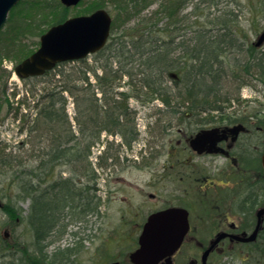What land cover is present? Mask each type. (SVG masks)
Segmentation results:
<instances>
[{
	"label": "trees",
	"instance_id": "1",
	"mask_svg": "<svg viewBox=\"0 0 264 264\" xmlns=\"http://www.w3.org/2000/svg\"><path fill=\"white\" fill-rule=\"evenodd\" d=\"M111 1L115 2L114 6L111 2L96 0L87 8L92 11L112 4L116 14L111 28L126 25L119 32L114 30L106 45L94 54L101 71L97 73L98 67L86 64V59H80L73 61L74 65L69 67H64L68 62L58 63L53 70L43 75L51 77V85L37 93L36 114L28 129V132L36 133V137L45 143L43 148L33 151L35 163H26L18 152L14 153L0 140V170L10 176L7 185L1 187V192L6 195L10 193L9 198L13 197L16 205L20 201L29 200L27 214L21 219L31 237L28 243L23 242L26 255L21 253L15 257L12 254L14 256L10 257L9 254H4L8 257L5 264H30L34 258L42 260L44 264L69 262L68 249L55 251L53 255L47 256L45 249L53 242L46 241L47 237L57 231L60 233L65 227L67 229L73 221L78 223L85 220V215L92 210L89 207L93 202L91 193L94 187H98L96 172L99 168L118 162L116 152L120 150L117 146L113 150V142L104 147L97 156L96 163L92 161V148L101 143L102 133L119 135L122 140L118 144L119 149L123 145L130 147L138 137L136 111L129 106V99L138 95L135 91L139 92L144 88L145 99L159 96L167 102L166 106L173 113L179 112V108L192 114L202 115L211 111L218 113L223 109L221 103H229L230 98L222 96L220 91L224 78L228 81L234 79L231 80L229 74L224 73L222 61L217 57L224 54L227 51L226 45L229 46L232 42L229 36L226 37L232 29L224 21L216 29L218 33L223 32L219 35L215 33L217 38L212 40L213 37H210L209 43L206 44L197 37L192 47L187 46L184 40L173 47L171 44L175 40L172 34L170 40H164L160 35L152 36L156 32L170 33L169 29L172 30L167 23L158 26L160 17L155 14L162 13L170 19L185 0L162 2L155 11L152 24L148 21L145 23L146 19L143 17L133 24L128 22L133 16L143 12L151 0ZM262 3L259 8L261 11L264 10V0ZM18 4L22 11L18 10L20 13L16 14V23L10 27L11 20L15 17V9H12L10 23L2 31L3 37H0V110L7 102L6 91L2 86L9 73L4 69L3 61L13 59L16 63L21 62L34 50L26 47L27 36L41 35L46 29L44 24L51 26L62 22L70 12V8L58 0H30L28 3L20 0ZM226 41H229L228 44H224ZM34 43L35 41L32 45ZM148 44L152 45L149 49L146 48ZM169 46L172 49L168 50ZM182 46L183 53L175 56L174 48ZM246 52L245 60L236 64L245 71L246 78L240 86L247 84L248 74L264 80V47L252 44ZM185 68L187 70L183 72ZM173 71L177 77L174 73L171 74ZM180 71L186 76L184 87L172 92L167 87H162L167 76L173 84H177L181 79ZM89 72H92L95 82L90 80ZM125 77L130 86L126 91L120 89ZM36 78L41 77L26 80ZM99 92L101 96L98 97L96 93ZM65 93L76 100V131L72 130L71 125L64 127L67 123ZM174 99L176 101L172 103ZM82 109L83 120L80 113ZM180 112L183 113L181 110ZM202 120V123L211 121L210 117ZM58 166L66 169L70 176H61V169L56 172ZM56 173L59 174L58 177H55ZM76 178L79 180L78 186L72 184ZM3 207L4 203L1 202L0 209L3 210ZM17 208L23 210L21 207ZM1 241L4 242L3 239Z\"/></svg>",
	"mask_w": 264,
	"mask_h": 264
},
{
	"label": "rangeland",
	"instance_id": "2",
	"mask_svg": "<svg viewBox=\"0 0 264 264\" xmlns=\"http://www.w3.org/2000/svg\"><path fill=\"white\" fill-rule=\"evenodd\" d=\"M29 1L30 0H24V3H28ZM95 1L96 0H84L80 5L69 10L70 12L68 13L69 15L67 18L73 17L74 15L89 13L90 11H88L87 8H90ZM102 1L105 3L111 2L113 6L115 5V2L111 0ZM164 1L165 0H151L148 7L142 10L143 12L138 13L128 20V22H130L129 24L138 22L142 17L143 19H146L145 23L148 21L149 24H152L153 20H155V11H157L160 4ZM112 4L106 5L105 9L110 12L113 20L116 11ZM262 4V0H185L181 5V8H178V11L174 12L170 19L162 13L155 14L160 17V19H158V21H160L158 26L167 23L172 30L169 29L170 33L156 32L152 35L153 37L160 35L163 39H168L171 38L170 34H172L175 42L171 44V46L175 47L178 42L184 40L187 46L192 47L197 41V37L200 41L204 40L206 44L211 41L210 37H213L212 40L217 38L216 34L218 32L216 29L220 25L226 23L228 28L232 29V31H229L230 34L226 35V37L229 36L232 42L229 45L230 49L228 48L229 46L226 45L227 51L217 57L219 61H222L221 64L224 73L227 72L229 78L234 80L228 81L224 78L220 94L222 96H228L227 98H230V100L229 103H221V105L227 112L233 113L234 116H237L238 118H243L245 123H250L252 121L257 123L261 128L264 127V80L248 74L246 79L248 81L247 84L240 86L243 79L245 80L246 78L244 77L245 71L240 69L236 64L245 60L244 58L247 56L248 52H246V49L256 42L258 36L264 31V10L261 11L259 9L262 7ZM18 7L19 4H16L13 8L15 9L13 13V16L15 17L11 20V23L9 20L7 21L4 28L0 31V37H3L2 31L9 23L10 27L16 23L17 15L20 13L18 10H21V8ZM11 12L9 15L12 14ZM36 18L38 19L39 17ZM222 21H224V23H222ZM43 26L46 28L44 31H46L52 25L46 26V24H44ZM123 27H126V25L117 28L115 27L113 29L111 28L110 37L113 35L114 30L119 32ZM222 32L223 31H220L219 33ZM39 38L40 35L27 36L25 39L26 47L31 50L37 49ZM33 41H35V43L32 45ZM228 42L229 41H226L224 44H228ZM151 46V44H148L146 45V48L149 49ZM171 46L168 47V50L172 49ZM262 47H264V44L261 48ZM182 49L183 46L182 48H174V55L182 54ZM86 64L98 67L96 56L94 54L88 55L86 58ZM2 65L9 73L4 80L5 85L3 84L2 86V89L6 91L5 97L7 98V102L3 104L2 109L0 110V140L8 145V148L12 149L14 153L18 152L20 157L23 158L26 163H35V152L33 151L43 148L45 143L44 141L42 142L38 136L36 137V133L28 132V129L32 123L31 120L36 114L35 104L38 98L37 93H39L40 90H43L45 86L51 85L49 81L51 77L40 76L41 78H36L34 80H21L13 70L16 65V62L13 59H5ZM69 65L74 64L73 62H68L64 67H69ZM186 70L187 69L185 68L183 72H186ZM100 71L101 69L98 67L97 73ZM183 72L180 71L182 74L180 76L181 79L177 83L178 85L173 84L171 78L167 76L166 82L163 83L162 87H167L171 92L184 87L186 76ZM88 75L90 80L95 82V77L92 75V72H89ZM237 76H242L243 78L238 79ZM127 82L128 79L125 77L123 87L120 89L124 91L129 90L130 86ZM144 90V88H141L138 90L139 92L135 91L134 93L138 94L137 97H131V99H129V106L133 107L136 111L135 116L138 123L137 128L139 129L138 139L134 140L130 147L123 145L119 149L118 144L121 143L119 138L111 139L110 136L107 135L104 137L102 134L100 138L101 143L92 148L93 161H95L94 158L100 154L102 145L106 146L109 142H113V150L116 149V146L118 150H120L119 152H116L118 162L105 168L102 167V169L99 168L98 172H96L98 173L97 183L98 186L101 187V194L103 196L101 199V202L103 203L101 206V215L97 218L94 216L92 219L90 218L89 221L85 222L84 230L79 231V234H76L77 236L73 235V237H71V227L68 226L63 236L57 240L53 239L52 244L45 249L48 257L53 255L55 251L68 249L70 259L69 264H98L110 249L114 248L116 245L117 248H124L122 246L126 247L130 239L127 236H122L120 233L121 229L126 228L125 224L120 223V217L123 215L121 210L125 209L129 204L125 199L128 198L133 200L134 204H141L142 201L148 199L144 206L139 207V204L134 206L135 210L141 208L142 211V209H144V212H140L141 215L138 216L139 220L144 219L143 217L147 215L150 207V200L147 192L157 189V186H144L145 179H148L150 176L149 170L146 166L158 164V173H164V171L161 170V163L166 161L169 157L166 148V146H170L169 140L173 137L172 143L176 146V139L182 138L179 129H196V120L192 117L190 119L186 118L187 116L185 112L188 114H191V112H187L185 109L179 108V112L173 113L170 111L171 109H166L165 106L161 107V102L159 100L153 101V103L151 101L147 103L145 100H152L156 96L145 99L143 93ZM65 98L67 99L65 107L67 123H65L64 127L71 125L72 130L76 131L77 126H75L74 120L77 112L75 104L76 100L68 93H65ZM175 101L176 99L171 102L174 103ZM159 109L165 110V112H159ZM180 110L183 113H181ZM83 111L84 110L82 109L80 112L81 120H83ZM180 116L181 119L179 118ZM157 117H163V120L156 123L155 119ZM179 120H181V124H179ZM163 124H168V127H170V133L165 136L166 144L165 149L161 151L162 156L157 157L155 161H153L149 159V141L154 140L155 137H159L161 132L160 129L162 128L161 125ZM258 133L259 130L257 131V134ZM21 145L23 146L20 147ZM221 160L222 159L219 158V161ZM199 162V160L195 161V164L198 165ZM60 169L62 170L60 173L61 176H70L68 171L61 166L56 168V172L60 171ZM175 169H179L181 173L180 175L185 178L186 170L183 169L181 165H177ZM58 176L59 174L56 173L55 177ZM178 176L179 175H176L175 178ZM9 177L10 176L7 173L4 172L3 174L0 170V198H2V202L4 203L3 210L0 209V264H5V261L8 259V257H4L3 254H9L10 257L14 255L15 257H18L21 253L26 255L27 250H24L26 246L23 242L28 243L31 238L29 229L21 219L23 215L27 214L29 200L20 201L16 205L14 198H9L11 196L10 193L6 195L1 192V187L7 185ZM121 179H124L125 182H122ZM183 180L184 181L176 186H172V181H167L169 187H159L160 191L167 193L168 190H171L173 194L177 191L181 194H185L184 188L190 183L189 180ZM126 183H132L134 184V187L136 186L138 189L133 190L128 187ZM108 187L114 191L115 196L111 202L106 204L104 193ZM191 192L190 188L189 194ZM164 193H162V195H166ZM17 207H21L23 210L21 211V209ZM95 227H98L96 233L94 232ZM74 229H77V227ZM92 233L95 234L94 238L90 236L83 240L84 235ZM1 239H3L4 242H2ZM125 250L127 251L126 248ZM31 261L30 264H44V262L38 258H34ZM233 263L239 264L236 259H234ZM233 263L232 260L228 258L224 259L219 264Z\"/></svg>",
	"mask_w": 264,
	"mask_h": 264
},
{
	"label": "flooded vegetation",
	"instance_id": "3",
	"mask_svg": "<svg viewBox=\"0 0 264 264\" xmlns=\"http://www.w3.org/2000/svg\"><path fill=\"white\" fill-rule=\"evenodd\" d=\"M96 96H101V93H96ZM157 100L161 102V107L165 106L168 109L167 102L159 96L145 101L153 103ZM100 101H103L102 98ZM161 111L165 112L159 109V112ZM185 114L186 118L192 117L196 120V129H179L182 138L176 139V146L172 143L173 137L169 140L170 146H166L169 157L161 163V170L164 173H158V164L146 166L150 176L145 179L144 186H157V189L147 192L150 200L147 215L139 220L138 216L141 215L140 212H144V209L135 210L134 206L139 203L134 204L133 200L126 198L125 201L129 204L121 210L123 215L120 217V223L125 224L126 228L121 229L120 233L130 239L126 247L117 248L116 245L110 249L98 264H135L130 254L139 247L140 233L147 218L151 214L179 208L187 213L188 228L182 236L180 245L170 254L160 258L157 264H219L228 258L232 263L236 259L239 264H264V214L260 217L257 215L259 210H264L262 161L264 127L261 128L252 121L245 123L243 118H238L224 109L219 110L218 113L211 111L202 115L186 112ZM207 117H210L211 121L202 123V119ZM179 118L181 119V116ZM162 120L163 117H157L155 122L159 123ZM161 127L159 137L149 141V159L153 161L162 156L161 151L165 149L166 144L165 136L170 133L168 124H163ZM207 130L209 131L207 135L200 138L193 147L192 140L198 133ZM103 135L107 136L106 133ZM108 136L111 139H120L117 134ZM219 158L222 160L219 161ZM198 160L200 162L197 165L195 161ZM177 165H181L186 170L185 178L180 175L179 169H175ZM176 175L179 176L175 178ZM183 179L189 180L190 183L184 188L185 194L178 191L173 194L171 190L167 193L160 191L159 187H169L167 181H172V186H176L184 181ZM121 180L125 182L124 179ZM77 183L79 180L76 178L72 184L78 186ZM126 184L133 190L138 189L132 183ZM100 188L94 187L91 193L93 202L89 207L92 210L85 215L84 225L90 218L101 215L103 196ZM190 188L192 192L189 194ZM104 194L106 204L115 196L110 187ZM147 201L148 199L142 201L138 206H144ZM259 220L255 239H244L254 232ZM66 230L65 227L60 233L58 231L53 233L46 241L60 239ZM96 230L98 227L94 228L95 233ZM71 235L73 237L74 234ZM90 236L94 238L95 234H86L83 240Z\"/></svg>",
	"mask_w": 264,
	"mask_h": 264
},
{
	"label": "water",
	"instance_id": "4",
	"mask_svg": "<svg viewBox=\"0 0 264 264\" xmlns=\"http://www.w3.org/2000/svg\"><path fill=\"white\" fill-rule=\"evenodd\" d=\"M19 0H0V29L6 23L8 13ZM81 0H60L66 6L79 4ZM111 15L97 8L90 14L76 15L59 24H53L40 37L39 48L18 63L14 70L19 78L34 77L53 69L56 63L87 57L104 47L110 35ZM264 42V31L258 36L257 45ZM209 131L198 133L192 140L193 147L197 141ZM264 165V149L262 152ZM264 210H259L260 217ZM139 237V247L130 254L135 264H157L165 256L173 252L179 245L188 228L187 213L183 209H168L150 215L144 223ZM260 220L254 232L246 240H253L258 232ZM218 239V238H217ZM243 239V240H244ZM207 253L204 255L206 258ZM117 264V263H113Z\"/></svg>",
	"mask_w": 264,
	"mask_h": 264
}]
</instances>
